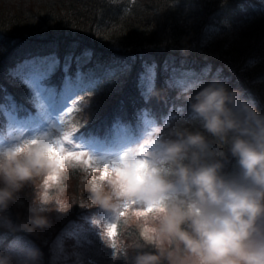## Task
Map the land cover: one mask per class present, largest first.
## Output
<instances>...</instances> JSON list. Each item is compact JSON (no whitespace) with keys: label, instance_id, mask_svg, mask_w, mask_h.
<instances>
[{"label":"trees","instance_id":"obj_1","mask_svg":"<svg viewBox=\"0 0 264 264\" xmlns=\"http://www.w3.org/2000/svg\"><path fill=\"white\" fill-rule=\"evenodd\" d=\"M53 51L61 57L87 51L90 57V86L68 121L76 135L100 137L115 119L134 124L145 113L161 127V139H175L177 129L199 132L209 145L206 159H221L217 154L223 152L222 174L232 175L238 169L230 146L202 127L185 96L219 81L238 90L264 115V6L257 0H0V95L7 89L18 106L28 109L8 104L12 120L0 110L1 136L13 120L20 123L38 116L26 90L9 72L26 57ZM147 67L154 69L149 96L143 87ZM183 74L194 80L191 87L175 81ZM61 78L57 73L53 79L58 87ZM17 145L23 143L8 148ZM84 171L90 174L81 167L68 172L73 202L83 206L80 211L98 208L86 201L93 180ZM41 183V178L26 182L0 209V256L9 254L10 261L20 246L33 243L19 225ZM116 224L119 263L130 264L137 254L154 252L138 225L126 226L122 220ZM124 250L126 256L120 254Z\"/></svg>","mask_w":264,"mask_h":264},{"label":"clouds","instance_id":"obj_2","mask_svg":"<svg viewBox=\"0 0 264 264\" xmlns=\"http://www.w3.org/2000/svg\"><path fill=\"white\" fill-rule=\"evenodd\" d=\"M185 99L202 127L230 146L237 172L222 174L223 152L221 159H206L209 145L199 132L177 129L175 139L151 140L147 160L138 149L117 158L90 184L91 207L112 224L143 218L140 236L155 251L137 254L134 264H264V115L219 81ZM72 167L47 141L0 151V209L26 182L41 178L39 207L19 228L31 233L47 226L39 215L44 207L64 212L72 206L58 204ZM0 264L9 258L0 256Z\"/></svg>","mask_w":264,"mask_h":264},{"label":"rangeland","instance_id":"obj_3","mask_svg":"<svg viewBox=\"0 0 264 264\" xmlns=\"http://www.w3.org/2000/svg\"><path fill=\"white\" fill-rule=\"evenodd\" d=\"M257 2L264 6V0H257ZM153 72L154 69L152 67L145 69L146 78L143 80V87L145 90L147 89L148 96L151 93L149 88L154 85ZM176 81L179 84L181 83L184 88H189L194 84V80L188 74L177 77ZM76 100L70 102V107L61 116L60 112L57 111L45 118L33 116L20 123L13 120L9 124V129L5 135H0V151L7 149V146L10 144H16L20 141L24 143L26 140L37 138L45 131H48L50 134H56L61 130L73 132L68 126V121L75 107ZM58 117L64 121L63 124L56 123ZM42 119L44 122H41ZM10 120H12V117ZM139 123L141 125L137 127L135 134H130L122 125H117L108 141L83 140L73 133V143L78 145V148L74 150L87 153L101 164L115 161L122 154L129 151L138 149L139 153L142 150H151V140L157 138V127L154 121L146 117L138 119L136 124ZM14 125L17 128L12 129ZM86 170L90 174H86L84 171L85 177L86 175H90L93 181L99 180L100 171L96 172L93 169ZM65 184L67 185L66 190L62 197L58 199V204L72 206L64 212L57 211L51 205L44 207L39 215L46 218L48 222L47 226L36 228L31 233L28 232L31 238H33V243L28 242L20 246L17 257L12 261L9 259V264H123L119 263L116 256L114 258V253L118 246L117 237H115L116 247L113 248L109 245L111 241L104 236L105 225L110 222V218L98 208L78 210L79 208H83V206L81 204L76 206V203L73 202L69 178L65 181ZM0 186L4 187L2 181H0ZM40 191L41 186L35 191L32 203L27 207L26 219L33 214L30 209L39 207L35 203V200L37 193L39 194ZM86 201L88 202L89 199ZM126 219V226L138 225L140 231V227L144 223L143 218L137 219L132 215L126 217ZM122 221L124 222V219ZM100 223L102 224L100 225ZM152 249L155 251L153 247ZM33 252L38 253V255L33 257ZM8 255L6 254V256ZM130 264H134L133 259L130 261Z\"/></svg>","mask_w":264,"mask_h":264},{"label":"snow or ice","instance_id":"obj_4","mask_svg":"<svg viewBox=\"0 0 264 264\" xmlns=\"http://www.w3.org/2000/svg\"><path fill=\"white\" fill-rule=\"evenodd\" d=\"M73 48L77 45H73ZM90 57L87 51L81 52L79 55L75 51L65 53L63 57L58 52L29 56L22 61H18L9 76L13 81L22 86L27 92V101L37 112L41 118H45L54 112H60V116L70 107V102L81 96V93L89 86L91 78L87 71V65L90 63ZM57 73H62L60 86L53 83ZM3 94L0 95V110L11 117L8 112V104H11L13 109L17 107L28 111L23 105H17L15 97L3 89ZM77 105L80 104L76 100ZM59 116V117H60ZM56 119L57 124H63L62 119ZM41 122H44L43 119ZM76 132V131H75ZM73 132L59 131L56 134H50L45 131L37 138H32L24 141L23 145L34 144L41 141H47L54 153L62 160H68L73 164V169L81 167L84 169H93L100 171V179H103V174L110 171L111 168L117 165L120 161H111L107 163H99L90 157L87 153L74 150L78 148L72 140ZM71 146V147H68ZM17 151L20 150L18 147ZM139 156L147 158L150 152L142 150L138 153ZM123 160V157H121ZM117 224L108 223L105 225L104 236L111 241V247L115 248V237L117 236Z\"/></svg>","mask_w":264,"mask_h":264}]
</instances>
